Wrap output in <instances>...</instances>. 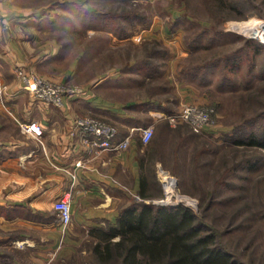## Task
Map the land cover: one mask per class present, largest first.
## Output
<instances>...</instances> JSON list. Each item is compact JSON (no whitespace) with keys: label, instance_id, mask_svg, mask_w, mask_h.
I'll return each mask as SVG.
<instances>
[{"label":"crops","instance_id":"crops-1","mask_svg":"<svg viewBox=\"0 0 264 264\" xmlns=\"http://www.w3.org/2000/svg\"><path fill=\"white\" fill-rule=\"evenodd\" d=\"M68 3L76 0H0V85L6 87L0 97V264H74L89 231L114 223L131 194L156 197L146 169L158 163L159 152L153 141L141 142L140 128L155 130L172 105L116 97V78L93 72L80 78L84 54L59 38L67 30L62 21ZM183 48L180 56L186 55ZM177 60L169 66L171 82L181 87L178 108L210 103L209 87L183 75ZM18 70L78 83L86 92L55 107L24 89ZM83 115L114 124L115 142L129 137L127 147L95 155L94 139L70 134L75 117ZM29 122L40 125V139L23 130ZM216 130L205 128L203 134ZM61 197L71 203L65 231L53 210Z\"/></svg>","mask_w":264,"mask_h":264},{"label":"rangeland","instance_id":"rangeland-1","mask_svg":"<svg viewBox=\"0 0 264 264\" xmlns=\"http://www.w3.org/2000/svg\"><path fill=\"white\" fill-rule=\"evenodd\" d=\"M232 1L243 0H76L63 7L68 18L62 26L67 30L59 38L84 54L80 78L90 72L116 78L112 85L119 89L114 91L116 97L169 102L172 114L179 111L181 87L171 82L169 61L178 58L181 69L202 65L252 39L238 32L243 30V22L264 19V0H253V6L240 11L233 8ZM108 16L112 26L106 24ZM203 29L205 34L188 47L187 39L197 37ZM221 31L228 36L208 42L213 32ZM231 35L240 39L233 41ZM182 47L185 56L177 53ZM263 58L256 54L252 70L243 65L241 73L234 75L233 88H220L217 72L201 84L209 87L211 102L207 105L217 114L215 134L196 133L188 124H171L166 118L157 125L149 142L159 152L158 163H147L146 169L156 197L142 199L137 194L147 203L183 205L204 215L218 230L222 243L241 252L249 264H264V149L236 144L230 135L243 119L264 110V73L258 77ZM145 62L151 67L140 68ZM169 178L175 184L174 195L196 203L194 207L186 205L189 202L176 204L175 196L169 197ZM161 200L164 202L159 203ZM93 242L91 236L83 240L74 264L92 263Z\"/></svg>","mask_w":264,"mask_h":264},{"label":"trees","instance_id":"trees-1","mask_svg":"<svg viewBox=\"0 0 264 264\" xmlns=\"http://www.w3.org/2000/svg\"><path fill=\"white\" fill-rule=\"evenodd\" d=\"M252 1H232L231 5L240 11L245 6H253ZM107 19L106 24L112 26L113 20L109 16ZM205 32L203 29L197 37L187 39L186 45L194 46ZM225 36L228 34L223 31L213 32L208 42H216ZM231 37V40L239 38L236 35ZM256 54L264 57V46L257 40L247 39L242 47L202 65L183 67L181 71L190 80L198 79L200 84L208 83V77L217 72L218 86L233 88L234 75L241 73L243 65L248 70L254 69ZM142 66L151 67L149 62L139 65ZM258 70L261 78L264 58ZM230 136L236 144L264 149V110L243 119L232 128ZM140 196L145 199L142 194ZM132 199L120 209L114 223L89 231V236L94 239L91 264H249L241 252L222 243L218 230L205 220L204 215L198 216L183 205H155Z\"/></svg>","mask_w":264,"mask_h":264},{"label":"built area","instance_id":"built-area-1","mask_svg":"<svg viewBox=\"0 0 264 264\" xmlns=\"http://www.w3.org/2000/svg\"><path fill=\"white\" fill-rule=\"evenodd\" d=\"M242 24H245L241 32L248 38H252L260 42L264 46V19L251 18ZM237 31L236 29H234ZM17 74L22 79V87L32 94V96L39 101L53 105L55 107H61L64 104L65 98H71L74 96H82L85 94V88L78 85L66 84L62 81L48 79L39 76L36 73H30L28 76L21 75V71L18 70ZM4 85H0V97L5 90ZM216 111L214 107L210 105H198L194 103H183L179 111L168 114L165 118L171 123L184 122L189 125L192 131L203 134L205 128L215 129L216 126ZM23 130L32 137L40 139L42 129L39 124L35 122H29L22 125ZM142 143H147L151 139L154 128L149 125L144 128H140ZM118 129L114 124H111L105 120H102L95 116L83 115L77 116L74 119L73 127L70 129L71 135H77L84 139H94L93 141V153L98 155L104 150H118L124 149L129 143V137H124L119 142H115ZM80 164V163H79ZM138 200H141L139 196L133 194ZM175 196V195H174ZM171 197V195L169 196ZM176 204L186 203L194 207L196 203L188 201L186 198L175 196ZM164 201H159L163 203ZM175 204V203H173ZM53 210L59 218L62 226V230L65 231L71 223V203L68 198H57L53 202Z\"/></svg>","mask_w":264,"mask_h":264},{"label":"bare ground","instance_id":"bare-ground-1","mask_svg":"<svg viewBox=\"0 0 264 264\" xmlns=\"http://www.w3.org/2000/svg\"><path fill=\"white\" fill-rule=\"evenodd\" d=\"M175 184H174V181L172 179H168V182H167V188H166V192L167 194L170 196H174V192H175ZM188 200V199H187ZM189 201V200H188Z\"/></svg>","mask_w":264,"mask_h":264}]
</instances>
